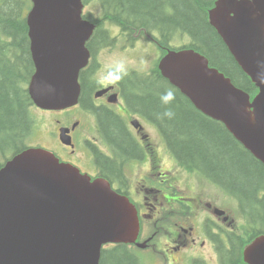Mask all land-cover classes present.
Returning <instances> with one entry per match:
<instances>
[{"label": "water", "instance_id": "water-1", "mask_svg": "<svg viewBox=\"0 0 264 264\" xmlns=\"http://www.w3.org/2000/svg\"><path fill=\"white\" fill-rule=\"evenodd\" d=\"M31 1L29 94L42 108L70 106L80 97L95 26L83 19L82 0ZM210 22L260 89L253 100L194 48L170 50L159 69L264 162V0H217ZM139 228L127 197L44 148H26L0 168V264H101L105 245L135 242ZM246 259L264 264V236L248 247Z\"/></svg>", "mask_w": 264, "mask_h": 264}, {"label": "flooded vegetation", "instance_id": "flooded-vegetation-1", "mask_svg": "<svg viewBox=\"0 0 264 264\" xmlns=\"http://www.w3.org/2000/svg\"><path fill=\"white\" fill-rule=\"evenodd\" d=\"M83 1V18L95 27L86 41L90 59L80 72V99L65 109L41 108L54 115L42 124V146L92 179H106L130 199L140 231L127 246L140 264H245L246 248L264 234V206L244 204L239 193L204 168L179 159L154 116L135 105V96L154 95V61L128 66L116 86L97 83L107 71L103 54L132 58L148 44L154 48V28L115 21L129 15L115 2ZM116 59L121 58L112 62ZM105 111L122 123L136 153L109 137ZM263 197L260 189L258 198Z\"/></svg>", "mask_w": 264, "mask_h": 264}, {"label": "trees", "instance_id": "trees-1", "mask_svg": "<svg viewBox=\"0 0 264 264\" xmlns=\"http://www.w3.org/2000/svg\"><path fill=\"white\" fill-rule=\"evenodd\" d=\"M121 13L129 15L115 21L137 22L154 28V41L162 51L184 47L195 48L206 55L212 66L229 76L234 84L251 95L258 91L255 84L237 63L222 37L208 19V8L215 0H109ZM30 0H0V167L2 159L27 147L34 133V102L27 86L35 70L28 37L27 13ZM151 32V31H149ZM189 37L183 45H173L175 37ZM165 52V51H164ZM154 95L135 96L134 102L154 116L179 159L204 168L231 191L241 195L252 206H264V165L228 131L221 122L201 113L154 66ZM150 74L148 78L151 79ZM171 89L175 100L163 105L161 94ZM149 90V88H147ZM168 107L171 119H158ZM103 125L119 148L136 153L122 123L105 111ZM115 166L111 165V169ZM264 221V214L262 217ZM127 244L104 248L101 264H140ZM246 264V263H245Z\"/></svg>", "mask_w": 264, "mask_h": 264}, {"label": "rangeland", "instance_id": "rangeland-1", "mask_svg": "<svg viewBox=\"0 0 264 264\" xmlns=\"http://www.w3.org/2000/svg\"><path fill=\"white\" fill-rule=\"evenodd\" d=\"M188 41H189L188 36H186L184 38L177 36L173 39L172 44L173 45H180L182 43H187ZM143 43L148 44L146 42H143ZM160 55H161V51L158 48V46H156L154 44V48H153L150 44H148L146 46V48H144L142 54H137L132 58H129L125 55H120L118 53H114L111 55L110 54H103L102 55V61H103V66H106V65L112 63V58L114 56H119L121 59H123L127 62L128 66H132V65L146 66L147 64H152L153 61L155 64V62L157 61V59L159 58ZM100 73H103V70ZM34 108H36V107H34ZM34 108H33V113H34V119L36 121L35 122L36 128L34 129L35 130L34 134L30 138V142H32V143H30V145L42 146V143H45L44 142L45 138L42 135L43 132L41 133V130L43 129L42 124H43L45 119H49L50 117H54V115L49 114V113H44L43 111H41L42 110L41 108H37L36 110H34ZM46 112H48V111H46ZM233 201H235V200L233 199Z\"/></svg>", "mask_w": 264, "mask_h": 264}, {"label": "clouds", "instance_id": "clouds-1", "mask_svg": "<svg viewBox=\"0 0 264 264\" xmlns=\"http://www.w3.org/2000/svg\"><path fill=\"white\" fill-rule=\"evenodd\" d=\"M106 73L98 78L97 83L102 85L111 84L113 86L124 78L128 73L127 62L123 59H116L112 63L106 65ZM161 103L165 106L170 105L175 100V93L171 89L165 90L160 96ZM174 112L166 107L165 111L158 115V119L163 120L164 118L171 119L174 116Z\"/></svg>", "mask_w": 264, "mask_h": 264}, {"label": "bare ground", "instance_id": "bare-ground-1", "mask_svg": "<svg viewBox=\"0 0 264 264\" xmlns=\"http://www.w3.org/2000/svg\"><path fill=\"white\" fill-rule=\"evenodd\" d=\"M245 262H246L247 264H252V262H251V261H248L247 259L245 260Z\"/></svg>", "mask_w": 264, "mask_h": 264}]
</instances>
